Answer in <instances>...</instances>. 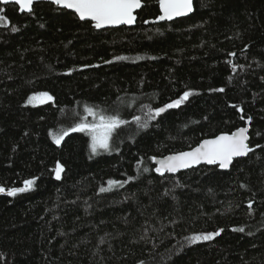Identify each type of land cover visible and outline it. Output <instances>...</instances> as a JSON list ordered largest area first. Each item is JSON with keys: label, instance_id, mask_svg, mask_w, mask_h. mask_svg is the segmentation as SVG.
<instances>
[{"label": "trees", "instance_id": "1", "mask_svg": "<svg viewBox=\"0 0 264 264\" xmlns=\"http://www.w3.org/2000/svg\"><path fill=\"white\" fill-rule=\"evenodd\" d=\"M159 14V0H145L134 27L99 30L49 2L23 14L0 2V186L36 178L0 193V264H264V0H195L191 16L150 23ZM184 91L193 94L148 128L132 119ZM36 92L54 100L28 104ZM85 106L129 121L110 150L93 153L87 132L53 139L93 122ZM248 117L254 150L229 170L156 173L152 157ZM109 180L125 183L101 192Z\"/></svg>", "mask_w": 264, "mask_h": 264}, {"label": "snow or ice", "instance_id": "2", "mask_svg": "<svg viewBox=\"0 0 264 264\" xmlns=\"http://www.w3.org/2000/svg\"><path fill=\"white\" fill-rule=\"evenodd\" d=\"M0 2L9 4L15 3L19 6L21 11L27 10L32 12V5L35 0H0ZM53 3L61 5L67 9H74L81 20H90L94 22V27L97 29L105 26L117 25H133L136 23L137 17L136 10L143 7L142 0H52ZM159 7L161 15L156 19L158 21L173 20L177 17L187 16L194 11V0H159ZM7 18L0 15V24H7ZM147 23V21H145ZM11 31H17V28L12 27ZM230 55L235 56L236 53ZM116 60L128 59V57L117 56ZM231 63V61H229ZM87 67V65L85 66ZM233 70L237 67L232 65ZM224 89H219L223 91ZM193 93L191 91H184L183 94L176 100L165 104L164 106L155 109L150 106L147 107L145 118L142 120L141 116H134L132 119L137 122L142 128H148L149 120H155L168 109L180 107ZM54 100V97L48 92L33 93L27 99L28 104L46 103L47 101ZM243 111V109H241ZM87 115L93 116L95 119L92 123L87 122V117L81 118V122L75 124L74 127L67 129L61 128L53 132V139L57 144H60L70 132H87L91 136V150L96 153L98 150H109L110 142L113 138V133L122 125H126L129 121L122 119L119 115H105L104 110L97 111L93 107L85 106ZM251 121V117H248ZM249 129L247 127H240L231 134H221L212 139L203 140L197 147L192 148L190 151H181L172 155L165 156L161 159L152 157L156 160L158 167L155 168L157 173L163 175L165 172L176 173L181 169H187L193 165H198L201 162L207 164H218L220 168L227 169L236 157L247 156L254 149L249 146ZM259 147V145H257ZM56 178L59 179L63 171V165L57 162ZM148 172V168L143 169ZM134 179V177H129ZM36 182V178L28 179L23 182V187H13L6 189L0 186V193L6 192L10 196H15L18 193H23L30 190ZM123 181L109 180V189L101 188L100 191L104 192L113 187L123 186ZM251 210V202L248 205ZM243 232L244 228L239 227L234 229ZM224 229H219L213 232H201L193 234L191 237L185 239L189 244H194L200 241H209L219 236ZM103 242V241H101ZM143 264V262H141Z\"/></svg>", "mask_w": 264, "mask_h": 264}, {"label": "water", "instance_id": "3", "mask_svg": "<svg viewBox=\"0 0 264 264\" xmlns=\"http://www.w3.org/2000/svg\"><path fill=\"white\" fill-rule=\"evenodd\" d=\"M146 1H150V0H146ZM40 2H49V3L55 4V3L52 2V0H35L34 4L32 5V9L34 8L35 4L40 3ZM1 3H2V2H1ZM142 3H143V7H144L145 2H144L143 0H142ZM2 4H4V5H8V4H5V3H2ZM9 4H15V3H9ZM15 5H16V4H15ZM55 5H57V4H55ZM17 6H18V5H17ZM57 6H59V7L62 8V9H67V8H65V7H63V6H61V5H57ZM143 7H142V8H143ZM18 8H19V6H18ZM142 8L136 10L135 15H136V17H137V20H138L137 13H138ZM67 10H69V11L75 13V14L78 16V14L75 12L74 9H67ZM194 12H195V0H194V11H193L192 13H189L187 16L177 17V18H174V19L171 20V21H169V20L158 21L157 19H155V20L151 21L150 23H153V24H161V23H165V22H172V21H176V20L181 19V18L189 17V16H191ZM19 13L23 14V13H31V12H28L27 10L21 11L20 8H19ZM160 15H161V10H160ZM78 17H79V16H78ZM137 20H136V23H137ZM83 21H90V20H83ZM91 22L94 24L93 21H91ZM136 23L133 24V25L105 26V27H103V28H100L99 30H102V29H108V28H118V27H122V26L134 27V26L136 25ZM243 127H247V128L249 129V131H248V136H249V141H248V143H249V146H250V139H251V137H250V128H251V127H250V122L247 121L246 125L243 126ZM236 130H237V129H236ZM236 130H234V131H236ZM234 131H233V132H234ZM231 133H232V132H231ZM231 133H227V134H231ZM221 134H224V133H221ZM221 134H219V135H221ZM217 136H218V135H217ZM215 137H216V136H215ZM212 138H214V137L206 138V139H212ZM206 139H204V140H206ZM202 141H203V140H202ZM202 141H201V142H202ZM201 142H200V143H201ZM200 143H199V144H200ZM199 144H198V145H199ZM198 145H197V146H198ZM197 146H195V147H197ZM195 147H194V148H195ZM190 150H191V149L186 150V151H190ZM250 153H251V152H250ZM174 154H175V153H174ZM169 155H172V154H169ZM248 155H249V154H248ZM248 155H247V156H248ZM166 156H168V155H166ZM247 156H244V157H236V158L233 159V162H234V160H236V159H239V158H245V157H247ZM163 157H165V156H158V157H156V158H157V159H161V158H163ZM233 162H232V164H233ZM153 163H154L155 168L159 166L158 163L156 162V160H153ZM232 164L230 165L229 168H227V169H222V168L219 167L218 164H207L206 162H201L200 164H198V165H193V166L190 167V168H187V169H181V170H179V171L176 172V173L165 172L163 175H166V174H168V175H177V174H179V173H181V172L188 171V170L193 169V168H198V167L203 166V165H207V166H218L220 170L227 171V170H229V169L231 168ZM156 173H157V172H156ZM157 174L161 175L160 173H157Z\"/></svg>", "mask_w": 264, "mask_h": 264}, {"label": "rangeland", "instance_id": "4", "mask_svg": "<svg viewBox=\"0 0 264 264\" xmlns=\"http://www.w3.org/2000/svg\"><path fill=\"white\" fill-rule=\"evenodd\" d=\"M37 104H44V103H35L34 105H37ZM94 118V117H93ZM114 134V133H113ZM111 147H112V140H111V142H110V149H111ZM109 149V150H110ZM100 151H103V149H100V150H98L97 152H100Z\"/></svg>", "mask_w": 264, "mask_h": 264}, {"label": "flooded vegetation", "instance_id": "5", "mask_svg": "<svg viewBox=\"0 0 264 264\" xmlns=\"http://www.w3.org/2000/svg\"><path fill=\"white\" fill-rule=\"evenodd\" d=\"M145 2V0H143ZM160 8V7H159ZM160 15V14H159Z\"/></svg>", "mask_w": 264, "mask_h": 264}]
</instances>
